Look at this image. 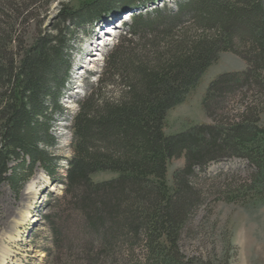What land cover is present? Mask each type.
I'll list each match as a JSON object with an SVG mask.
<instances>
[{
    "label": "trees",
    "instance_id": "1",
    "mask_svg": "<svg viewBox=\"0 0 264 264\" xmlns=\"http://www.w3.org/2000/svg\"><path fill=\"white\" fill-rule=\"evenodd\" d=\"M160 1L91 0L76 12L63 6L55 35L39 33L27 47L16 28L18 3L0 0V188L9 184L16 193L37 165L53 176L48 149L57 142L55 116L67 111L60 101L71 82L70 24L109 23L130 11L134 15L126 24L129 33L106 62L110 79L120 82V93L106 100L93 90L80 104L64 183L68 205L87 226L90 242L85 246L99 244L116 263L161 264V259L179 264L181 233L203 203L193 180L211 164L235 158L256 168L262 177L250 175V186L238 182L240 191H256L264 181L261 102L253 96L258 88L264 97V0H187L167 16L132 12ZM183 17L189 23L181 24ZM17 41L16 51L11 50ZM224 52L242 56L249 66L211 83L203 104L215 126L165 135L167 113ZM243 88H248L245 111L226 118L222 104ZM182 156L186 165L175 174L172 190L167 169ZM102 172L118 178L95 183L92 176Z\"/></svg>",
    "mask_w": 264,
    "mask_h": 264
},
{
    "label": "rangeland",
    "instance_id": "2",
    "mask_svg": "<svg viewBox=\"0 0 264 264\" xmlns=\"http://www.w3.org/2000/svg\"><path fill=\"white\" fill-rule=\"evenodd\" d=\"M15 1L20 10L17 32L27 47L35 43L41 35L39 33L55 35L63 6L76 12L91 4V0ZM175 1L167 0L160 5L149 3L144 11L132 12H147L151 16L158 12L167 16L177 11ZM129 14L131 11L121 13L115 20ZM183 22L189 23L186 17L182 18L181 24ZM101 24H70L68 45L72 56L71 82L66 85L60 101L67 111L60 116L56 114L57 124L53 134L57 142L48 149L54 157V164L49 168L53 176L50 177L37 165L33 174L19 185L17 193L9 184L0 188V246L12 251L8 264H96V261L99 264H123L116 263L112 258L114 256L101 252L99 244L85 246L90 242L86 236L87 226L83 218L71 210L72 205H68L71 198L66 197L64 185L74 152L73 118L80 104L87 101L93 90L97 91L99 98L106 97V100L117 98L121 90L119 80L110 79L111 73L107 70L106 62L129 30L126 26L118 30L115 44L103 50L105 62L97 63L94 52L100 42L94 44V37L100 34ZM104 32L110 33L109 30H102L101 33ZM18 41L11 45V50L16 51ZM248 66V62L240 55L221 53L217 62L201 76L184 100L167 113L165 135L187 134L198 126H215L203 104L211 83L223 74L242 73ZM100 71L102 74H98ZM247 90L240 89L234 96L228 97L220 113L231 119L242 114L245 111L242 106L243 93H248ZM258 91V88L253 89L255 100L261 102L258 107V127L264 128V97L257 94ZM250 103L246 102L248 105ZM185 165V156L171 160L167 169L170 189H174L175 174ZM250 175L262 177L247 161L235 158L211 164L204 172L197 173L193 183L200 189L203 203L181 233L179 264H264V181L260 180L263 181L261 185L256 184V191L249 188L240 191L238 188L240 181L252 185L248 183ZM116 178L118 175L109 172L92 176L95 183ZM25 211L32 215L29 221L23 220ZM160 262L165 264L161 259Z\"/></svg>",
    "mask_w": 264,
    "mask_h": 264
},
{
    "label": "bare ground",
    "instance_id": "3",
    "mask_svg": "<svg viewBox=\"0 0 264 264\" xmlns=\"http://www.w3.org/2000/svg\"><path fill=\"white\" fill-rule=\"evenodd\" d=\"M98 51V50H97ZM96 60V59H95ZM29 221V219H32V215L27 213V211L23 214V220ZM19 255V254H18ZM12 257V251L9 249H4L2 246H0V264H8Z\"/></svg>",
    "mask_w": 264,
    "mask_h": 264
}]
</instances>
